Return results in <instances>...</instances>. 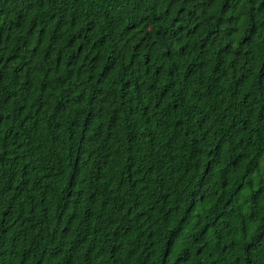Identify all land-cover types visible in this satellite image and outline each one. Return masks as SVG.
<instances>
[{
    "label": "trees",
    "instance_id": "trees-1",
    "mask_svg": "<svg viewBox=\"0 0 264 264\" xmlns=\"http://www.w3.org/2000/svg\"><path fill=\"white\" fill-rule=\"evenodd\" d=\"M0 264H264V0H0Z\"/></svg>",
    "mask_w": 264,
    "mask_h": 264
}]
</instances>
